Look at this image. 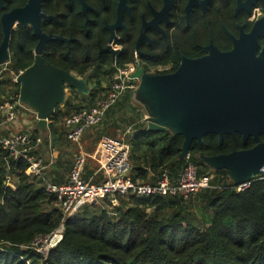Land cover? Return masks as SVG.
<instances>
[{
  "label": "trees",
  "instance_id": "trees-1",
  "mask_svg": "<svg viewBox=\"0 0 264 264\" xmlns=\"http://www.w3.org/2000/svg\"><path fill=\"white\" fill-rule=\"evenodd\" d=\"M25 2L8 0L3 3L4 11L20 8ZM1 39L0 28V42ZM27 41H30L27 36H21L12 42L10 49L15 60L9 69L14 75L33 64L31 55L20 50L24 44L32 49L34 42ZM48 62L78 74L85 73L92 65L91 60H73L69 65ZM122 66L119 64L118 68ZM116 70L98 71L97 83L88 95L70 90L62 109L56 108L49 118V132L45 135L37 129L31 132L41 135V148L59 150L54 166L45 172L43 179L31 177L26 162L9 160L0 146V264H264V180L251 181L245 191L236 192L225 170H212L200 159L255 145L249 139L243 146L238 134L224 136L221 145L213 134L204 136L201 145L192 142L188 159L199 177L207 176L211 180L209 188L187 200L116 196L117 205L113 207L110 198L103 197L101 205L85 206L80 213L63 221L57 197L47 194L44 184L45 181L55 185L66 183L70 160L78 153L76 146L66 139L65 118L86 108L97 91L103 89V83L110 84ZM10 81L0 80V101L7 94L10 102H18L19 90L7 91ZM15 87L19 89L17 84ZM131 97L130 92L124 93L107 110L104 121L86 132L84 138H92L95 145L109 135L107 131L111 128L125 129L135 118L141 120ZM133 129L136 132L124 138L130 146V179L153 183L166 170L176 182L187 163L180 158L183 138L168 131L147 132L141 122ZM65 154L68 161L63 158ZM95 169L94 164L87 162L83 179L87 180ZM8 173L13 175L12 187L6 185ZM61 224L62 240L48 251L46 258L28 248Z\"/></svg>",
  "mask_w": 264,
  "mask_h": 264
},
{
  "label": "water",
  "instance_id": "water-1",
  "mask_svg": "<svg viewBox=\"0 0 264 264\" xmlns=\"http://www.w3.org/2000/svg\"><path fill=\"white\" fill-rule=\"evenodd\" d=\"M0 0V7L2 8ZM43 0H26L0 16L2 39L0 66L8 58L11 32L17 26H30L38 34ZM258 21L248 35L234 42L227 53L213 51L208 57L183 59L170 75H146L136 69L130 78L138 81L133 92L143 107L147 132H170L181 136V159H186L193 141L216 135L219 145L224 136L241 137L243 146L249 139L255 145L200 159L212 170H225L234 187L264 176V43L257 55ZM42 41L35 49L33 64L15 78L19 86L18 102L35 116V128L47 133V124L56 108L62 107L68 90L88 95L86 82L58 69L41 55Z\"/></svg>",
  "mask_w": 264,
  "mask_h": 264
},
{
  "label": "flooded vegetation",
  "instance_id": "flooded-vegetation-1",
  "mask_svg": "<svg viewBox=\"0 0 264 264\" xmlns=\"http://www.w3.org/2000/svg\"><path fill=\"white\" fill-rule=\"evenodd\" d=\"M2 8L0 16L9 12ZM41 9L46 18H40L38 34L30 26L12 30L4 63L8 73H13L9 68L15 60L12 42L21 36L34 42L32 49L20 46L33 62L42 41L40 55L47 62L69 65L73 60H91L82 74L94 80L98 71L111 73L119 68L153 76L173 74L183 59L231 51L258 21L257 55L264 43V0H43ZM119 64L123 66L118 68ZM69 73L82 75L73 69ZM81 79L90 94L88 81Z\"/></svg>",
  "mask_w": 264,
  "mask_h": 264
},
{
  "label": "built area",
  "instance_id": "built-area-1",
  "mask_svg": "<svg viewBox=\"0 0 264 264\" xmlns=\"http://www.w3.org/2000/svg\"><path fill=\"white\" fill-rule=\"evenodd\" d=\"M132 69L119 68L111 78L106 94L97 99L93 105L82 108L65 118V136L72 144L79 145L83 135L90 129L104 121L107 110L126 92H134L138 81L130 78ZM19 102L0 101V118L6 125L17 123L18 116L25 111ZM97 153L78 151L72 160L68 180L64 184L55 185L45 181L44 191L55 195L58 199L62 219L67 220L80 213L88 205L98 204L103 197H109L114 207L118 197H175L187 200L200 190L210 187V177L197 175L195 165L186 157L178 180L175 182L169 173L164 170L153 183L134 182L130 179V146L123 138L112 140L104 138L99 141ZM43 140L40 135H33L28 131H17L7 138L0 137V146L6 150L11 161L22 160L28 165L30 176L44 177L52 162H46L41 146ZM88 161L94 163L96 169L93 177L83 179L85 166ZM12 174H7L6 185L12 187ZM96 179V180H95ZM256 180H264V176ZM251 182L235 187L236 192H243ZM64 227L61 224L50 235L35 240L30 249L39 254L46 253L54 248L61 240ZM39 242L47 244L48 249L42 251L37 248Z\"/></svg>",
  "mask_w": 264,
  "mask_h": 264
},
{
  "label": "rangeland",
  "instance_id": "rangeland-1",
  "mask_svg": "<svg viewBox=\"0 0 264 264\" xmlns=\"http://www.w3.org/2000/svg\"><path fill=\"white\" fill-rule=\"evenodd\" d=\"M7 66L6 65H2V66H0V80H5V81H8L9 79L10 80H12V82L10 81V84H8V85H10V86H7V91L8 92H16L17 90H19L18 88H16L15 87V78H16V76L17 75H14L13 73H10V74H7L8 72H7ZM88 73H86V74H82L81 75V78H85L87 81H88V84H89V86L92 88L93 86H95V84L97 83V81L96 80H94L93 78H91V79H88ZM108 81L106 82V83H103V89L102 90H98L97 91V95H96V97L95 98H93V99H91L90 101H92V102H89V104H87V105H85V106H91L93 103H94V101L96 100V99H98V98H102L105 94H106V90H105V88H108ZM70 91H68L67 92V94H66V98L67 97H69V95H70ZM131 94H132V97H131V99H132V105L133 106H135L137 109H140V113H139V115H140V117H143L144 115H145V111H144V109H143V107L141 106V104L135 99V98H133V92H131ZM5 95H7V94H4L3 95V99H1V100H5V101H9V99L5 96ZM6 97V98H5ZM8 99V100H7ZM61 109H62V107H60ZM34 118L35 117H33L31 114H28V113H26L25 111H23V112H21L20 113V115L18 116V119H17V123L18 122H21V123H25V124H27V123H30L31 121H33L34 120ZM139 118V117H138ZM19 131V130H18ZM20 131H27L26 130V127L23 125V127H22V129H20ZM17 132V131H16ZM92 132H94V131H92ZM92 132H91V134H92ZM95 133V132H94ZM107 133H109V134H111L112 133V131L111 130H108L107 131ZM123 133V132H122ZM121 132H120V135L119 136H115V137H110V138H121V137H123V139L125 138V136L122 134ZM93 135V134H92ZM123 135V136H122ZM112 140H114V139H112ZM118 141V140H117ZM93 140H92V138H88V139H86V138H83V142H81V145H82V150L84 151V152H86V153H97V147H96V145L98 146V143H100L99 141L95 144V145H93ZM42 155H43V157H44V159H45V161L46 162H50V160H51V154L49 153V151L48 150H43L42 152ZM64 160L65 161H68V159H69V156L68 155H64ZM72 161V158H71V160H70V162ZM90 163V162H89ZM48 171H49V169H48ZM47 171V172H48ZM85 174H86V172H85ZM99 203L97 204V205H101L102 204V201L101 200H99L98 201ZM4 248H6L7 249V247L6 246H4ZM37 248L38 249H41L42 251H46L47 249H48V247H47V244H45V243H43L42 244V242H39L38 243V245H37ZM44 258H46L47 257V255H48V251L46 252V253H43V254H41Z\"/></svg>",
  "mask_w": 264,
  "mask_h": 264
},
{
  "label": "crops",
  "instance_id": "crops-1",
  "mask_svg": "<svg viewBox=\"0 0 264 264\" xmlns=\"http://www.w3.org/2000/svg\"><path fill=\"white\" fill-rule=\"evenodd\" d=\"M138 111H140V109H138ZM25 112L26 113H28V114H31L33 117H35L34 116V114L33 113H31L30 111H28L27 109L25 110ZM146 118V114L143 116V117H141V120H139V121H137V119L135 118V121H134V123L131 125V126H129V127H127V128H125V129H113V128H111L110 130L112 131V133L111 134H109L108 136H103L101 139H104V138H110V137H115V136H119L120 135V132L124 135V136H131V135H133L136 131L133 129V127H134V125L135 124H137L138 122H141V123H144V119ZM3 120L0 118V137L1 138H7V137H9L10 135H12L13 133H15L16 131H18V130H20V129H22V127H23V125L26 127V130L28 131V132H33V130L34 129H36L35 128V118H34V120L33 121H31L30 123H27V124H25V123H21V122H18V123H15V124H10V125H6V124H4L3 122H2ZM48 124H49V120H48ZM48 124H47V129H48ZM145 124V123H144ZM49 131H47V133H48ZM88 132V131H87ZM43 135V134H42ZM45 135V134H44ZM122 135V136H123ZM41 136V135H40ZM83 138H84V136L82 137V139H81V141H80V144L79 145H75V144H73V145H75L76 147V149H77V152L78 151H83L81 148H82V145H81V142H83ZM121 138H123V137H121ZM110 139H114V140H119L120 138H110ZM100 141V140H99ZM96 147H97V145H96ZM43 149H45V150H48L49 151V153L51 154V162H52V164L48 167V169H50L52 166H54V164H55V162H56V160H57V157H58V154H59V150H51L50 149V147H49V149L46 147H44L43 146V148H41V151H43ZM88 162H91V161H88ZM92 164H94L93 162H91ZM48 169H47V171H48ZM93 174H94V172H93ZM93 174L90 176V177H93ZM89 177V178H90ZM13 175H12V177H11V181H12V183H13ZM93 179H94V177H93ZM96 180V179H95Z\"/></svg>",
  "mask_w": 264,
  "mask_h": 264
}]
</instances>
